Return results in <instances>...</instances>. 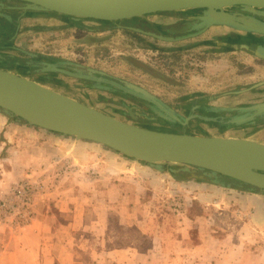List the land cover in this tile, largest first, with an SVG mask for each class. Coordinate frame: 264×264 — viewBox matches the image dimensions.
<instances>
[{
    "label": "crops",
    "instance_id": "0c3cea01",
    "mask_svg": "<svg viewBox=\"0 0 264 264\" xmlns=\"http://www.w3.org/2000/svg\"><path fill=\"white\" fill-rule=\"evenodd\" d=\"M0 163L1 196L24 179L51 187L28 223L0 222V264H84L82 251L90 264H264L260 193L186 190L189 179L3 112Z\"/></svg>",
    "mask_w": 264,
    "mask_h": 264
},
{
    "label": "rangeland",
    "instance_id": "374dc122",
    "mask_svg": "<svg viewBox=\"0 0 264 264\" xmlns=\"http://www.w3.org/2000/svg\"><path fill=\"white\" fill-rule=\"evenodd\" d=\"M25 7L20 32L14 41L16 46L80 62L126 82L138 84L160 97L153 103L160 110L155 112L150 108L144 109L134 100L117 94L82 88L78 84L82 85L83 79L58 73L61 71L56 69L42 70L56 72L53 79L57 82L46 83V86L142 127L200 135L243 137L264 143V116L248 118L256 108L264 105V50H258L264 44V28L259 29L253 23V18L264 21V16L260 14V8L263 7L252 10L237 7L238 11L225 7V12L236 15L235 22L229 18L217 17V21H210L212 18H208L210 20L206 24H203L205 13L202 9L198 26L211 27L196 36L176 40H171L173 35L166 34L168 26L174 25L184 13H193L198 9L148 14L142 18L148 22L147 26L140 27L135 25L134 20L123 21L118 25L111 21L81 18H77L78 22H72L63 15ZM153 24L159 28H155ZM241 25L250 26L253 30L242 29L239 27ZM3 48L0 50L3 53L18 54L17 51ZM40 76L42 75L33 73L29 78L37 79ZM102 93L105 98H101ZM147 99L145 103L153 101ZM161 102L175 114L165 111L160 106ZM246 111L249 113L244 114ZM0 112L3 111L0 109ZM218 112L220 116L217 115ZM157 168L170 172L174 177L189 179L185 183L186 190L193 187L190 186V181L203 183L200 185L202 188L197 190H205L206 186L218 184L227 190L230 186L235 187L232 184L223 185V180L219 183V174H216L215 180L210 175L204 178L194 177L181 164L160 162ZM0 170H3L1 163ZM197 173L204 174L202 170ZM24 183L32 191L28 205L24 203V197L17 193V189ZM42 188L48 191L51 187L41 181L24 179L12 186L7 195H0V222L11 223L12 230L28 223L33 216L35 194L41 192ZM260 194L264 197V193ZM174 200L183 202L184 197L180 199L176 196ZM10 204H14L17 209L10 211ZM81 255L84 264L92 263L88 252L82 251Z\"/></svg>",
    "mask_w": 264,
    "mask_h": 264
},
{
    "label": "water",
    "instance_id": "95a60500",
    "mask_svg": "<svg viewBox=\"0 0 264 264\" xmlns=\"http://www.w3.org/2000/svg\"><path fill=\"white\" fill-rule=\"evenodd\" d=\"M26 7L103 21L141 16L154 12L203 9V24L212 18L236 15L225 7L237 5L252 10L264 0H22ZM25 7V8H26ZM217 21V19H215ZM264 28V21L253 18ZM245 30L252 27L241 25ZM258 50H264V44ZM256 108V107H255ZM0 109L12 118L60 134L106 145L126 156L155 167L160 162L184 165L194 177L210 175L231 178L241 186L251 185L264 193V143L243 137L200 135L163 131L135 125L56 91L37 80L0 68ZM264 116V105L248 118ZM198 170L204 174L199 175ZM248 190V189H246Z\"/></svg>",
    "mask_w": 264,
    "mask_h": 264
},
{
    "label": "flooded vegetation",
    "instance_id": "af4514ba",
    "mask_svg": "<svg viewBox=\"0 0 264 264\" xmlns=\"http://www.w3.org/2000/svg\"><path fill=\"white\" fill-rule=\"evenodd\" d=\"M26 4L27 3L22 0H0V50L4 49L3 47H5L6 49L18 52V54H16L13 52L3 53L0 51V68L11 70L28 78L31 77L33 73H38L42 76L34 80H37L44 85H46V83L53 84L57 82L53 79L56 72H46L47 70L43 72L42 70L56 69L61 71L58 73L69 74L74 77L83 79V84H78V86L82 88L88 87L94 90H100L105 93L117 94L122 96L123 98L125 97L134 100L135 102L139 103L140 106L144 107V109L150 108L155 112L160 110V107L157 106V108L156 105L153 104L154 101H158L160 97L151 94L150 91L138 84L131 82L129 83L128 81L126 82V80L110 75L106 71H102L100 69H97L96 67H89L80 62L60 59L59 57L36 53L33 51H29L26 48L16 46L14 44V41L17 34L20 32L21 18L23 16L22 12L24 11L23 7H25ZM237 7L239 6L234 5L228 6L227 8L238 11L239 9ZM260 9V14L264 16V7ZM198 10L199 11L193 13H184L174 25L168 26L166 34L173 35L174 38H172L171 40L184 39L191 36L193 37L201 33V31H204L205 29L211 27L198 26L200 21L199 16L202 9ZM48 13L63 15L65 19H69L72 22H78L77 18L72 15L61 14L52 11H49ZM154 13L162 14L161 12ZM148 14L152 13H147L131 18L114 20L111 21V23H115L116 25H118L123 21L129 22L130 20H134L136 21L135 25L146 27L148 22L142 18L146 17ZM82 19L98 20L95 18H81V20ZM98 21L104 22L103 20ZM127 26L129 27V25H123V27ZM153 26L155 28H159L158 25L153 24ZM136 31L142 33L140 30ZM24 57H26V59H24ZM101 98H105L104 93H102ZM147 98H150L153 101H147L148 103H145ZM160 106L168 113H171L173 115L175 114L174 112H172V109L166 107L167 105H165L164 103L161 102ZM247 113H249V111H246L244 114ZM217 115L220 116V112H218Z\"/></svg>",
    "mask_w": 264,
    "mask_h": 264
},
{
    "label": "built area",
    "instance_id": "2783aa9c",
    "mask_svg": "<svg viewBox=\"0 0 264 264\" xmlns=\"http://www.w3.org/2000/svg\"><path fill=\"white\" fill-rule=\"evenodd\" d=\"M29 187H30V186H29ZM29 187L26 186V184L24 183V184L22 185V187H19V188L17 189V193H18L20 196H23V197H24V203H27V205H28L29 202H30V195H31V192H32V191L29 190ZM4 204H5V203H4ZM8 208H9L10 211H15V210L17 209V207H16L14 204H10V205L8 206Z\"/></svg>",
    "mask_w": 264,
    "mask_h": 264
},
{
    "label": "trees",
    "instance_id": "16d2710c",
    "mask_svg": "<svg viewBox=\"0 0 264 264\" xmlns=\"http://www.w3.org/2000/svg\"><path fill=\"white\" fill-rule=\"evenodd\" d=\"M22 120V119H21ZM220 176V175H219ZM222 183H223V185H229V184H232L233 186H235V187H240V188H243V189H248L249 191H253V192H256L257 191V189L255 188V187H253V186H251V185H244V187L243 186H241L240 185V183L238 182V181H234L233 179H231V178H228V179H224L223 181H222Z\"/></svg>",
    "mask_w": 264,
    "mask_h": 264
}]
</instances>
